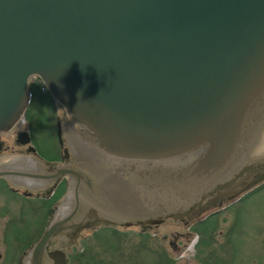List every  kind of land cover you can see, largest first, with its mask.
Listing matches in <instances>:
<instances>
[{"label": "water", "instance_id": "95a60500", "mask_svg": "<svg viewBox=\"0 0 264 264\" xmlns=\"http://www.w3.org/2000/svg\"><path fill=\"white\" fill-rule=\"evenodd\" d=\"M33 75L113 156L193 157L209 187L264 163V0H0V131L25 110ZM87 134L68 133L80 157L97 152ZM22 157L5 159L10 173ZM212 195L190 214L223 192Z\"/></svg>", "mask_w": 264, "mask_h": 264}, {"label": "flooded vegetation", "instance_id": "af4514ba", "mask_svg": "<svg viewBox=\"0 0 264 264\" xmlns=\"http://www.w3.org/2000/svg\"><path fill=\"white\" fill-rule=\"evenodd\" d=\"M39 81L38 77L31 78L33 86ZM69 120L66 123L69 126L63 128L58 114L52 130L59 144V155L55 150L49 157L39 152V138L30 125H22L16 131L17 146L25 148L21 149L22 153L29 155L32 147L35 148L28 162L38 165V172L19 166L27 165L24 156L21 162L17 161L22 171L10 173L9 161L2 159L5 156L2 151L13 148L6 135L9 130L0 133V197L4 196L3 203L0 201V211L3 210L0 264H101L98 257L103 261L102 254H92L89 245L100 243V237L106 232L125 244L160 238L161 232L170 227L169 220L177 219L185 225L192 221L197 228L213 214L230 215L229 211H237L238 203L251 191L264 186L262 181L250 192H244L264 176V163L261 166L255 162L246 164L226 177H220L209 187L207 175L205 181L194 170L189 172V178L184 176L185 170L192 168L195 160L125 159L92 147L97 151L96 155L80 157L85 150L81 144L76 150L68 140V133L82 132L86 135L88 131L70 117ZM21 131L29 133L30 144L19 142ZM193 183L197 185L196 190ZM106 184L114 187L115 191L110 189L107 192ZM187 184L191 186L188 193L184 191ZM127 186L133 188L132 194ZM198 188L201 193H197ZM80 189L84 197L80 196ZM218 192H223V196L215 205L208 206L196 217L190 214V202L200 201L208 194L215 196ZM110 200L116 203L111 204ZM107 204L110 207L106 208ZM26 214L35 219L27 221ZM27 224L30 230L24 233L20 228ZM56 224L55 233H51L42 249L37 250L49 227L54 229ZM171 235L174 240L170 244L177 249L176 244L183 232L177 230ZM162 236L168 238L167 230ZM86 256L92 261L89 262Z\"/></svg>", "mask_w": 264, "mask_h": 264}, {"label": "rangeland", "instance_id": "374dc122", "mask_svg": "<svg viewBox=\"0 0 264 264\" xmlns=\"http://www.w3.org/2000/svg\"><path fill=\"white\" fill-rule=\"evenodd\" d=\"M33 90L34 98L27 116L31 118V127L37 139L39 138L37 145L39 152L49 157L54 154V150H57L58 144L52 135L56 121L54 118H52L53 122L50 121L47 109H54V117L57 114L61 115L63 128L67 126L66 111L61 104H57L56 110L55 105H52L54 99L49 92L45 93L42 90L40 81L35 83ZM25 117L24 114L6 133L9 137L8 143L13 148L9 147L8 151L3 150V154L19 155L21 149H25L23 146L18 147L15 140L16 131L22 127V124L25 125ZM30 155L34 154H27ZM3 200L4 196L0 197L2 203ZM218 200L210 205H215ZM238 204L237 211L235 209L229 211L230 215L218 219L217 226L213 220L202 222L203 224L197 228L192 221L188 223L189 225H185L182 222L169 220L171 222L168 223L171 225L165 229L167 239L163 238L162 234H165V231H162L160 238L153 237L152 241L125 244L114 240L113 234L106 232L100 237V243L89 245L92 247L90 251L94 255L96 252L102 254L103 261L98 257L101 264L102 262L104 264H264V186L244 198L239 206ZM205 208L195 213L194 217ZM2 213L3 210L0 211V237L3 229ZM26 215L27 221L35 219ZM28 225H23L20 230L27 233L30 230ZM177 230L183 232V235L176 244L177 249H174L170 244L171 240H174L171 233H176ZM2 249L3 246L0 245V250ZM86 258L89 262L92 261L91 257L86 256Z\"/></svg>", "mask_w": 264, "mask_h": 264}, {"label": "bare ground", "instance_id": "6f19581e", "mask_svg": "<svg viewBox=\"0 0 264 264\" xmlns=\"http://www.w3.org/2000/svg\"><path fill=\"white\" fill-rule=\"evenodd\" d=\"M25 154H26V153H22V152H21L19 155H11V156H7V155L5 154V156L2 157V159H4V158H5V159H8V158L17 157V156H22V155L27 156V154H26V155H25ZM2 159H0V162H1ZM55 226H56V225H54V228H55ZM48 231H52V233H53V231H54L53 226H52V228L49 227ZM41 249H42V247H41ZM39 250H40V249H39Z\"/></svg>", "mask_w": 264, "mask_h": 264}, {"label": "trees", "instance_id": "16d2710c", "mask_svg": "<svg viewBox=\"0 0 264 264\" xmlns=\"http://www.w3.org/2000/svg\"><path fill=\"white\" fill-rule=\"evenodd\" d=\"M210 220H213V223H215V225H216L217 221H216V220L214 221L213 218H209L206 222H208V221H210Z\"/></svg>", "mask_w": 264, "mask_h": 264}]
</instances>
